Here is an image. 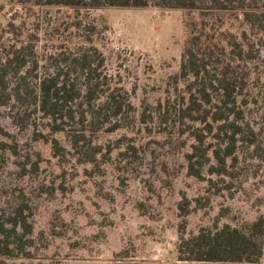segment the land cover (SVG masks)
Returning <instances> with one entry per match:
<instances>
[{
	"label": "rangeland",
	"instance_id": "rangeland-1",
	"mask_svg": "<svg viewBox=\"0 0 264 264\" xmlns=\"http://www.w3.org/2000/svg\"><path fill=\"white\" fill-rule=\"evenodd\" d=\"M217 14L154 2L76 7L0 0L1 62L18 46L30 44L42 76L51 54L93 45L105 59L109 83L126 92L134 106L121 128L95 136L105 150L108 144L113 147L110 160L98 166L79 162L69 136L51 132L41 114L21 128L12 109L0 110V140L17 150L0 149V216L27 203L37 246L36 258L0 256V264H264V258L258 263L179 259L184 195L193 208L186 236L225 224L242 226L264 215V46L256 31H250V38L262 55L248 64L246 101L240 98L244 122L255 129L254 144L239 141L232 178L210 175L206 168L216 185L187 172L185 154L194 138L172 107L191 91L197 93L195 77L180 75L185 50L195 33L203 40L213 33L216 42L225 43L219 41V30L240 34L245 28ZM223 52L217 50L218 58L229 60L228 48ZM37 132L57 138L67 149L64 157H55L51 142L36 139ZM208 142H214L212 136ZM127 143L138 147L139 158L121 160Z\"/></svg>",
	"mask_w": 264,
	"mask_h": 264
},
{
	"label": "trees",
	"instance_id": "trees-1",
	"mask_svg": "<svg viewBox=\"0 0 264 264\" xmlns=\"http://www.w3.org/2000/svg\"><path fill=\"white\" fill-rule=\"evenodd\" d=\"M13 1L76 7H146L154 2L155 6L163 8L215 11L217 15L242 22L245 28L240 34L219 30L222 37L219 41L225 43L216 42L213 33L205 40L201 33L194 34L192 44L185 50L180 75L195 77L197 93L191 91L187 99L182 97L181 103L172 105L176 111L173 112L181 122L188 124L194 138L191 150L185 154L188 175L207 180L211 185H216L217 180L207 178L206 168L210 175L221 179L233 177L239 141L254 144L255 129L244 122L240 98L246 101L248 64H255L262 55L256 48L257 43L250 38V31L257 32L263 47L264 0ZM227 48L229 60L218 58L217 50L224 51V55ZM46 61L47 69L40 76V60L30 44L18 46L4 62L0 61V110L12 109L13 119L21 128L27 127L34 114H41L51 132H65L69 136L79 162L98 166L100 161H109L112 145L108 144L105 150L94 139L103 130L115 131L122 127L123 120L134 110L128 94L109 83L104 72L105 59L93 45H82L74 50L63 47ZM169 115L167 109L165 116ZM0 131H3L1 127ZM47 134L37 132L36 139L51 142L54 156L64 157L67 149L57 138ZM210 136L214 142H208ZM121 145L122 142L115 147ZM0 149L17 153L12 144L3 140H0ZM119 154L126 162L139 158L138 147L132 143H127ZM179 210L183 217L178 246L180 260L258 263L264 258V215L242 226L225 224L186 236L187 217L193 210L187 195L180 201ZM32 214V208L24 202L8 217L0 216V256L8 259L37 257Z\"/></svg>",
	"mask_w": 264,
	"mask_h": 264
}]
</instances>
